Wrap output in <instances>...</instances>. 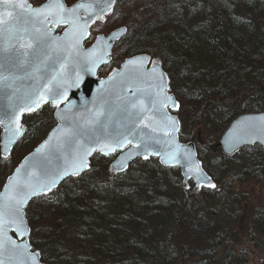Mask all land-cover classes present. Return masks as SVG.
<instances>
[{
	"label": "trees",
	"instance_id": "16d2710c",
	"mask_svg": "<svg viewBox=\"0 0 264 264\" xmlns=\"http://www.w3.org/2000/svg\"><path fill=\"white\" fill-rule=\"evenodd\" d=\"M78 1L65 0L68 6ZM111 16L128 30L120 49L124 57L148 55L168 73L170 92L180 103L175 114L181 133L187 131L182 143L197 145L200 126L216 132L241 115L264 112V0H118ZM45 115L25 124L27 134L52 127L53 117L51 122ZM39 142L26 135L18 145L25 143L22 156L1 159V179ZM218 142L215 138L204 149L197 145L217 190L186 186L178 168H163L157 159L138 160L126 173L112 175L111 159L93 158L85 175L28 206L33 251L44 264L241 262L245 252L233 259L230 251L243 239L264 244V193L255 200L241 192L264 180V151L243 150L250 152L235 170ZM209 156L214 158L208 162ZM223 192L237 197L227 205L232 219L218 221V212L203 203H219L214 198ZM51 195L54 201H48Z\"/></svg>",
	"mask_w": 264,
	"mask_h": 264
},
{
	"label": "snow or ice",
	"instance_id": "6c2138e0",
	"mask_svg": "<svg viewBox=\"0 0 264 264\" xmlns=\"http://www.w3.org/2000/svg\"><path fill=\"white\" fill-rule=\"evenodd\" d=\"M111 7V3L101 4L99 0L95 5L80 3L72 8H67L63 0H49L39 7H33L28 0H0V53L8 63L18 69H24L30 78L38 82V87L34 91L23 94L17 104L10 106L12 115L9 117V123L5 125L9 134L4 146L5 152L15 137L21 134L22 125L19 124L21 114L37 110L43 103H47L45 92L52 97V103L59 107L60 101L67 97V89L80 83L78 73L77 78L69 82V75L65 72L67 61H64L54 74L47 75L50 69L54 70L53 53L64 52L69 59L73 54L83 56V65L91 64L93 70L98 63H107L103 57L109 56L110 51H103L102 56L96 55L102 50L105 37H96L97 44L89 52H83L82 42L89 35V24L101 19ZM82 8L99 10L94 11L91 17L84 18L78 15L79 9ZM61 24L67 25L64 37L53 36L52 27ZM115 35L118 36L119 33ZM107 47L110 49L111 46ZM50 61L53 63L50 64ZM144 64L143 58L129 60L125 65V71L115 73L113 80L107 82L112 85L113 81L118 80L119 83L126 85L127 91H135L139 93L138 95L134 97L119 95L118 100L122 103L117 104L115 109H110L107 114L105 112L107 101L102 100L98 107L93 106L94 111L82 118L81 125L61 129L60 133L54 134L53 139L58 148L73 145L74 155L68 166L49 172L36 182L31 179L21 182L19 169L15 177L9 178L5 192L0 196V264H37L38 254L33 253L28 244H18L7 233L13 231L21 237L28 235L31 230L24 213L28 201L37 195H46L64 176L79 175L87 166V156L90 153L99 150L101 154L108 156L129 144L134 148H142L143 153L130 150L122 157L120 163L114 166L123 169L134 156L143 154L147 159L149 150L155 152L153 146L161 143V133L163 136H170L177 130V121L164 111L169 101L173 100L172 96L167 94L164 74L156 75L155 62L151 73L145 70ZM129 66L135 67L130 70ZM29 68L31 71H27ZM8 79L7 76L3 77V80ZM148 79L153 81L148 89L139 86ZM153 88L155 91L151 90ZM106 93L110 94L107 88L101 95ZM173 106L179 108V104L175 102ZM68 107L71 108L72 105ZM117 111L124 113L126 124L118 121L116 126H113V117ZM60 118L66 119L63 115ZM86 133H91L88 144L81 139ZM257 140L264 144V116L251 118L249 124L242 129V134L232 138L231 146L235 147L245 141L255 143ZM166 143L169 144V150L163 156L167 157V160L162 157V162L171 163L178 159V155L177 151L171 148V142ZM50 145L51 141L38 149V154L44 149L50 150ZM189 171L196 172L194 177L189 175V179H195L197 187L205 184L213 189L216 187L203 173L198 163L194 169L190 167Z\"/></svg>",
	"mask_w": 264,
	"mask_h": 264
},
{
	"label": "water",
	"instance_id": "95a60500",
	"mask_svg": "<svg viewBox=\"0 0 264 264\" xmlns=\"http://www.w3.org/2000/svg\"><path fill=\"white\" fill-rule=\"evenodd\" d=\"M30 3V0H28ZM46 1L44 4L48 3ZM67 8H72L77 4L84 3V4H97L98 0H80L76 2L71 7H68L65 0H63ZM101 4L111 3L112 7L108 9L104 16L111 14L114 10L116 0H99ZM31 4V3H30ZM42 4V5H44ZM32 5V4H31ZM41 5V6H42ZM33 6V5H32ZM34 7V6H33ZM99 9H79L78 15L84 18L91 17L92 13L94 11H98ZM103 16V17H104ZM102 17V18H103ZM101 18V19H102ZM96 19V21L101 20ZM94 22V23H95ZM94 23H90L88 27V33L90 35V28L93 26ZM58 27H66V29L63 31L62 34H56V30ZM67 30V25L61 24L58 26H53L51 31L52 35L56 37L63 38L65 35V32ZM128 30L126 28H122L119 30L114 31L111 33L108 37H105V44L102 46V50L98 51L96 53L97 56H102L103 51H110V55L107 57H103L107 60V63H98L94 70L92 69L91 64H88L86 66L83 65L84 57L83 56H76L73 54L72 58L69 59L67 55L64 52L60 53H53V59L55 61L54 63V70L50 69L49 73L47 75L54 74V71H58L61 68V64L64 61H67L65 72L69 75V82L72 80H75L76 74H79L80 83L77 86L69 87L67 89V97L62 99L59 103V107L55 106L52 103V97L48 95L47 92H45V95L47 96V103H43L40 108L37 110H34L32 112L25 111L23 114L19 116V124L22 125V131L21 134L16 136L14 141L8 145V150L5 152V143L8 139L9 134L6 132L5 125L9 123V117L12 115V112L10 110V106L17 104L18 99L20 96H22L25 93L32 92L35 90L36 87H38V82L32 78H30L24 69H18L14 67L11 63H8L3 54L0 53V129H1V141H0V152L1 157L4 160H7L11 157L15 147L20 143V141L25 136L27 129L23 126L24 118L27 114L30 113H36L38 112L43 106H52L57 107L54 118L57 122L56 127L49 133L48 137L31 153L29 154L14 170L12 175L10 177H15L17 175V170H20V176L19 179L21 182L31 179L33 182H36L38 180H41L45 177V175L49 172H53L59 168L68 166L72 160V157L74 155L73 152V145H63L61 147L56 146V141L53 139L54 134L60 133L61 129H68L73 126H79L83 123V117H86L89 113L94 111V105L97 107L101 103V101H107V104L105 105V112L106 114L110 109H115L117 104L122 103V101L118 100L119 95H124L127 97H134L135 95H138L139 93H136L135 91H127L126 85L119 83V81H113L112 85H109L107 82L113 80V75L117 72H124L125 71V65L129 60L132 59H145L144 68L148 73L152 72L153 69V62L157 64L155 73L156 75H159L160 73L164 74V82L165 86L167 88V94L169 90V77L163 70V67L160 62L158 61H151V58L148 55H138L135 57H132L130 59H127L120 67L119 70L115 71L113 74L109 75L104 80H98V72L105 66L109 65L112 61V52L116 45V43L120 42L122 39L125 38L127 35ZM119 33L118 36L115 34ZM89 35L85 37V39L82 42V49L83 52H89L97 44V40L95 43L88 49L84 48L85 43L89 39ZM115 37V38H114ZM62 42V41H61ZM110 45V49L107 47ZM57 57H59L57 59ZM50 64L53 62L50 61ZM135 66H129V69L131 70ZM27 71H31V69H27ZM9 77L8 80H3V77ZM47 78V76H46ZM150 83H153L151 79H148L141 83L139 86L145 89L149 88ZM54 87V85H52ZM109 89V93H106L104 95H101V93L104 92V89ZM152 91H155V89H151ZM172 96L173 100L169 101L168 107L164 109L168 113V116L172 119L177 121L176 128L177 130L170 136H163L161 133V143L158 145H154L155 152L149 150L148 152V158L145 159L144 155L141 154L139 156H134L130 161L127 162L126 166L123 169L115 168L114 166L119 164L122 157L128 152L131 151H140L143 153L142 148H134L132 144L127 145L123 149H117L114 153H111L108 156H114L117 153H120L117 158L112 162L110 165V173L114 175H120L124 174L128 171V169L134 164V162L138 160L142 161H149L151 159H158L159 164L163 168H178L181 172V176L183 179V183L185 185H188L189 182H193L195 184L196 190H200L203 188H210L205 184L202 187H197L196 180L195 179H189V175H192L193 177L196 175L195 171L190 172L189 168H195L196 164H199L200 169H202L203 173L206 174L210 178V182L213 184V179L211 176L206 172V170L203 167L202 162L199 160V155L197 151V147L195 143L189 142V143H182L180 140V133H181V122L176 115H172L170 111L174 112L180 108V103L177 101L175 96ZM173 102L179 104V108H176L173 106ZM30 103V102H29ZM72 105L71 108L68 106ZM65 116L66 119H61V116ZM264 116V112L261 113H251V114H245L241 115L238 118H236L229 126V128L225 131V133L222 135L220 141L218 142V147L221 149L222 153L226 157H232L237 152L244 148H251L255 146H259L264 150V144H262L260 141H256L255 143H249L247 141L237 144L235 147L231 146L232 138L235 136L242 134V129H244L250 122L251 118H259ZM103 119V118H102ZM123 121L125 124L127 123L125 119V115L123 112L117 111L116 115L113 117V126H116V122ZM15 127V125H13ZM91 133H86L84 137L81 139L84 140L85 144L89 143V136ZM51 141L50 150L44 149L43 152H40L38 154L37 150L41 149L46 143ZM166 141L171 142V148L173 150L177 151L178 159L171 163H165L162 162V157L164 160H167V157H164L163 154L169 150V144L166 143ZM158 153V154H157ZM95 154H100L103 157H108L103 154L99 150L94 151L90 153L87 156V166L80 172L79 175L73 176L71 174L64 176L63 178L59 179L55 186L52 187V190L48 192L46 195L51 194L58 190L64 182L71 178H79L83 176L85 173L89 171V163L91 158ZM69 171H71L69 169ZM6 180L5 185L3 186L0 196H2L5 192L6 186L8 185V180ZM217 188H215L216 190ZM46 195H37L33 198H31L27 205L24 207V213L26 217V221L29 226V222L27 219L26 209L27 207L36 199L42 196ZM31 230V228H30ZM8 236H10L13 240H15L18 244H28L30 246V250L33 252L32 246L30 244V235L31 231L28 235L21 237L18 233L13 231H8ZM38 254L37 256V264H44L41 261V254L39 252H33Z\"/></svg>",
	"mask_w": 264,
	"mask_h": 264
},
{
	"label": "rangeland",
	"instance_id": "374dc122",
	"mask_svg": "<svg viewBox=\"0 0 264 264\" xmlns=\"http://www.w3.org/2000/svg\"><path fill=\"white\" fill-rule=\"evenodd\" d=\"M46 1L47 0H41L40 3H38V4H33L32 2H31V4L36 7V6L42 5ZM200 12H201V9H199L197 11V14H199ZM112 18H113V16H111L106 21L105 25H107V28L113 29L114 27H118L117 23H119V22L116 21L117 20L116 18H114V20H112ZM107 22H109V23H107ZM112 24H114V25H112ZM105 29H106V27L103 26V27H101V29H98V30H100V32H101ZM258 34H259L258 29H256L255 30L256 38H258ZM88 44H91V41H89L86 44L87 47L89 46ZM125 60H126V58L124 57V54L122 53V51L116 49L114 51L112 64L109 67L105 68V70H102L101 71L102 73L100 74V76L104 77L109 73V71H111L113 69H119ZM47 115L50 116V118L52 117L49 111H47ZM45 116H46L45 110H43L37 114H32V115H29L28 117H26L24 123L25 124H35L37 122V120H40L41 118H44ZM197 129H198V132L200 133L199 138L197 140L198 141L197 145L203 149L206 148L207 145L212 140H214L215 138H217L219 141L221 134L223 135V133L226 131V129H224V130H219L216 132H213V131L210 132L201 126ZM1 132L2 131L0 129V141H1ZM27 132H28V129H27ZM48 132H49V128L46 127L44 130L40 129V131H38V133L34 132V130H33V131H30L29 134H26V135H28L29 138L38 137L39 141H40L39 144H40L42 141H44ZM184 134H187V131H185V132L183 131L181 133V135H184ZM24 144L25 143H23V145H21V146H18L15 149V151L13 152L12 155L15 154L16 155L15 158L22 156L20 154L24 153V149H25ZM18 151H20V152H18ZM249 152L250 151H241V152L237 153L235 156L229 158L228 163L233 165V167L236 170L238 167V164L240 163L241 157L245 154H249ZM207 156H208V154H206V157ZM260 156H262V154H260ZM11 158H12V156H11ZM11 158L8 160H4V161L9 162L11 160ZM212 158H214V157L209 156L208 162L211 161ZM1 159L2 158H1V153H0V182L2 184V186L0 185L1 186L0 191L2 190V188L6 182L5 179H1V169L3 166ZM146 177L148 180H151L150 174H148ZM126 183H128V181H126ZM151 189L152 190L155 189L154 181H153V187ZM241 192H243V194H245V195H249V198H251V199H253L252 196L255 198V200L260 199V197L264 193V180L258 181V182L255 181V183L247 184L243 189H241ZM236 197H237V192H235V193L223 192L220 195H218L216 198H214L215 200L219 201V203L209 205L206 201H204L203 205H207L209 208L214 209L216 212H218V214H219L217 217L218 221L224 220V219L226 220L228 218L232 219V213L230 212L228 214V211L230 210V208H228L227 205L228 206L233 205V203H235ZM54 200H55V195H51V197L49 198L48 201H54ZM148 201H151V199H148ZM98 224H99V226H101L103 223L99 222ZM240 251H244L246 256H245V259H243L241 262L237 261L238 262V263L236 262L237 264H260V263H262V261L264 259V244L262 242H258V246H256L255 243L253 241H251L250 239H243V242L236 248V250L230 251L231 258L239 259L238 254Z\"/></svg>",
	"mask_w": 264,
	"mask_h": 264
},
{
	"label": "flooded vegetation",
	"instance_id": "af4514ba",
	"mask_svg": "<svg viewBox=\"0 0 264 264\" xmlns=\"http://www.w3.org/2000/svg\"><path fill=\"white\" fill-rule=\"evenodd\" d=\"M109 19V17L108 16H105V17H103L102 18V20L101 21H98V22H95L94 24H93V26L90 28V35H89V40L85 43V45H84V48L85 49H88V48H90L92 45H93V43L96 41V37H98V36H101V35H103V36H105V37H108L111 33H113L115 30H118V29H121V28H123V26L122 25H120L119 23H117V25H118V27H114L113 29H111V28H107V25H105L106 24V21ZM107 23H109V22H107ZM112 25H114V24H112ZM106 27V29L105 30H103V31H101L100 32V30H98V29H101V27ZM66 29V27H58L57 28V30H56V34H62L63 33V31ZM89 41H91V44H88L89 46L87 47L86 46V44L89 42ZM122 42L124 43V39L123 40H121L120 42H118L116 45H115V47H114V49H113V52H112V61H113V55H114V51L116 50V49H118V50H120L121 49V45H122ZM126 59H128V58H126ZM112 61H111V63L109 64V65H107V66H105V67H103L99 72H98V80H104V79H106L109 75H111V74H113L115 71H117L118 69H113V70H111V71H109V73L106 75V76H104V77H101L100 76V74L102 73L101 71L102 70H105V68H107V67H109L111 64H112ZM167 75H168V73H167ZM168 77H169V75H168ZM168 93L170 94V95H173V96H175L176 97V95L174 94V93H172V92H170V85H169V90H168ZM177 98V97H176ZM43 109L45 110V111H49L50 112V114H51V116L53 117V120H54V122H52V120L49 118V116H48V120H50L51 122H52V127L51 128H49V132L47 133V135L56 127V125H57V122H56V120L54 119V113H55V111H56V109H57V107H52V106H46V107H43ZM42 109V110H43ZM41 110V111H42ZM171 114L172 115H174V112H171ZM32 115V114H31ZM51 117V118H52ZM243 151V150H242ZM97 156H100V157H102L100 154H95L92 158H91V160H90V165H91V161H92V159L93 158H95V157H97ZM106 158H108V159H111V163L114 161V156H112V157H106ZM110 163V164H111Z\"/></svg>",
	"mask_w": 264,
	"mask_h": 264
}]
</instances>
